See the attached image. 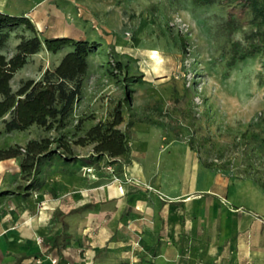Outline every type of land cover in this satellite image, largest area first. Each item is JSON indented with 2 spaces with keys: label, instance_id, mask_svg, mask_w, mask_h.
I'll return each instance as SVG.
<instances>
[{
  "label": "rangeland",
  "instance_id": "1",
  "mask_svg": "<svg viewBox=\"0 0 264 264\" xmlns=\"http://www.w3.org/2000/svg\"><path fill=\"white\" fill-rule=\"evenodd\" d=\"M234 6L0 2L36 26L5 31L7 57L34 36L95 42L63 124L7 130L0 118V149L19 151L0 160V264H264V18L231 20ZM70 48L30 54L12 89ZM119 106L128 150L98 152L82 138ZM44 139L24 170L28 143Z\"/></svg>",
  "mask_w": 264,
  "mask_h": 264
},
{
  "label": "trees",
  "instance_id": "2",
  "mask_svg": "<svg viewBox=\"0 0 264 264\" xmlns=\"http://www.w3.org/2000/svg\"><path fill=\"white\" fill-rule=\"evenodd\" d=\"M232 3V0H193L195 4L205 5L214 2ZM238 7L228 9L231 20L244 19L249 9H253L257 16L264 18V0H234ZM19 26L35 31L36 26L31 18L25 15H13L0 11V37H7V30ZM1 43V42H0ZM43 45L50 51L57 52L65 46H72L63 55L54 70L47 69L43 78H30L13 90L11 80L15 72L24 66L28 56L39 51ZM95 45L83 39H74L69 36L46 38L39 36L24 38L17 45V51L11 56L0 51V118L9 114L5 120L7 130L26 129L34 123L52 126V119H59L61 124L73 110L76 98L82 92L83 76L89 68L88 56ZM247 53L241 55L245 57ZM236 58L232 59V63ZM123 120L121 107H117L113 120L100 121L93 125L83 140L95 143L98 152H109L119 155L127 152L128 144L126 133L117 125ZM50 140H32L26 147L28 160L23 161L22 167L32 171L50 146ZM19 151L13 148L0 149V160L16 156Z\"/></svg>",
  "mask_w": 264,
  "mask_h": 264
},
{
  "label": "crops",
  "instance_id": "3",
  "mask_svg": "<svg viewBox=\"0 0 264 264\" xmlns=\"http://www.w3.org/2000/svg\"><path fill=\"white\" fill-rule=\"evenodd\" d=\"M0 2H5V0H0ZM4 4V3H3ZM0 11H3L2 9H0ZM134 168V167H133ZM133 168H132V170H133ZM134 170H135V168H134ZM111 187H112V191H115V192H127V190L123 187V186H121V187H116V186H114V185H111ZM127 188H129V185H128V187ZM121 189H123L124 191H121ZM126 190V191H125ZM125 200H127V197H125ZM183 217V216H182ZM177 230L180 232L181 231V229L180 228H177Z\"/></svg>",
  "mask_w": 264,
  "mask_h": 264
},
{
  "label": "bare ground",
  "instance_id": "4",
  "mask_svg": "<svg viewBox=\"0 0 264 264\" xmlns=\"http://www.w3.org/2000/svg\"><path fill=\"white\" fill-rule=\"evenodd\" d=\"M121 191H124L123 189H121Z\"/></svg>",
  "mask_w": 264,
  "mask_h": 264
}]
</instances>
